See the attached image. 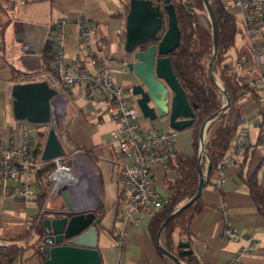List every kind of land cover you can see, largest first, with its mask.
I'll return each mask as SVG.
<instances>
[{"label": "crops", "instance_id": "1", "mask_svg": "<svg viewBox=\"0 0 264 264\" xmlns=\"http://www.w3.org/2000/svg\"><path fill=\"white\" fill-rule=\"evenodd\" d=\"M123 11L124 5L119 0H28L27 3L19 4L14 10L13 21L7 28L5 42H0V133L4 134L6 129H16L22 123L26 125V122L17 121L9 126L8 114L1 112L2 108L8 106V102L12 105L9 87L20 83L12 81L13 71H40L43 48L48 40L54 43L55 25L66 18H71L72 21L66 26L65 32V67L68 68L79 49L76 18L86 16L97 22V35L103 40L101 53L114 60L115 80L128 91L131 76L126 66L129 60L124 52L127 15H123ZM248 54L246 68L252 70L251 74L254 75L257 69L251 54ZM29 55L32 57H27ZM40 72L43 73L42 70ZM131 103L135 105L132 100ZM258 104L256 97H245L240 101L243 119H247L251 130L249 146L255 153L242 167L243 157H240L239 152L236 158H239L238 163L214 173L212 184L205 186L202 195L206 207L190 227L193 249L202 264H227L232 260L234 264H264V217L258 213L249 189L241 178V173L248 178L256 171L259 157L264 154V140L260 141L259 129L254 127V121L261 117ZM66 111L70 140L75 146L90 150L96 159V163H93L84 151L68 158L69 164L80 175L81 180L78 186L66 193L76 212H94L101 204L104 205L105 213L100 218L98 242L102 264H168L160 250L162 242L159 244L150 236V221L143 223L138 229L130 230L125 249L120 250L118 247L116 219L123 208L121 186L116 178L120 151L110 135L116 128V123L106 111L105 103L95 111H88L85 108L83 88L75 86L68 95ZM151 124L163 131L171 130L167 123ZM187 129L176 131L178 154H193L194 130ZM207 169L208 163L204 166V171L207 172ZM153 172L158 190L167 197L169 193L165 185L166 178H174L175 173L162 167H156ZM262 172L264 177V169L260 171ZM221 180L224 182L219 185ZM262 182L264 183V179ZM36 199L0 203V241L25 243L26 239L20 238L26 235L30 219L43 210H39ZM63 205L62 193L57 191L49 197L45 207L47 210H54ZM227 216L241 236L255 238L253 253L241 254L246 246L245 241L222 237ZM22 230L23 234L19 235ZM32 255L33 252H30L26 258H32ZM29 264H40L39 256L30 259Z\"/></svg>", "mask_w": 264, "mask_h": 264}, {"label": "built area", "instance_id": "2", "mask_svg": "<svg viewBox=\"0 0 264 264\" xmlns=\"http://www.w3.org/2000/svg\"><path fill=\"white\" fill-rule=\"evenodd\" d=\"M221 1L239 17L246 43L245 50L239 56L238 66L241 70L247 69L249 52L257 69V73L253 75V86L260 93L259 110L264 111V0ZM71 21V18H66L55 25L51 72H43L35 80H27L25 77L19 80L20 83L47 81L56 90L57 94L51 99V120L46 125V138L49 130L54 128L66 155L51 161L43 160L46 138L39 153L36 152L34 141V128L39 125L26 126L22 123L16 129L10 128L4 134L0 133V203L36 199L38 171L49 163L54 165L53 170L47 174L51 183L49 197L63 186L70 191L79 185L81 177L66 159L79 152L67 132L66 104L70 91L75 86H80L84 91L85 108L95 111L105 103L106 111L116 123V128L110 135L120 151L116 178L121 186L123 208L116 219V236L118 247L123 250L127 246L130 230L138 229L143 223L151 221L163 204L164 195L156 186L153 170L156 167L168 170L170 161L177 154V132L173 129L160 130L132 105L126 89L115 80L114 60L101 53L103 40L97 35L96 21L86 16L76 18L79 49L68 68L65 67V32ZM251 72L250 69L246 70V73ZM11 88L12 86L9 87L10 93ZM242 125L235 136L232 149L220 162V171L234 166L239 152L249 145L251 130L247 119L243 120ZM254 127L261 129L264 140L261 121L256 119ZM223 182L221 180L219 185ZM223 210L226 212L225 205ZM31 235H34V230ZM222 237L245 241L246 246L241 254L253 253L255 250V238L241 236L228 216L225 217ZM46 248L43 241L37 245V250L41 253H45ZM227 264H234V260Z\"/></svg>", "mask_w": 264, "mask_h": 264}, {"label": "trees", "instance_id": "3", "mask_svg": "<svg viewBox=\"0 0 264 264\" xmlns=\"http://www.w3.org/2000/svg\"><path fill=\"white\" fill-rule=\"evenodd\" d=\"M218 24V54L212 65L214 77L222 84L231 96L230 107L216 117L207 129L205 141L206 154L210 159V172L206 186L212 184V176L219 172L222 167L220 162L225 158L234 145V139L239 130L242 129L243 113L240 101L245 97H256L260 94L254 90L253 75L243 72L238 66L239 56L245 49V45L236 49V56L231 54L235 48L236 37L242 32L239 26V17L229 10L221 0H210ZM28 0H0V42H5L6 31L13 21V13L19 4L27 3ZM175 6L178 25L181 31V42L179 47L169 57L172 61L173 71L186 92L187 99L195 112V118L190 128L194 130L193 154H176L169 163L168 170L175 173V177L166 178V188L169 195L164 197L161 208L153 215L149 233L151 238L157 242L158 233L166 219L180 206L189 202L197 193L199 186V135L202 124L211 115L215 114L225 104V98L212 81L209 73V61L213 54L212 25L209 20L203 0H171ZM128 5H124L123 15H127ZM122 15V14H119ZM206 19V25L202 19ZM145 48V47H144ZM54 53V43L48 40L42 51L43 72H51ZM40 70V71H41ZM13 71L12 81L17 82L21 77L27 80H35L42 72ZM40 80V79H37ZM261 127L264 126V111H260ZM32 125V124H29ZM260 141L263 140L261 129ZM47 133L46 126H35L34 141L39 153L45 142ZM76 148L89 155L91 161L96 163L90 150L82 147ZM255 150L251 146L240 151L243 157L242 167ZM67 161L68 158L66 157ZM238 163L239 158L236 159ZM207 160L202 158L200 167L203 169ZM235 163V164H236ZM54 168L49 163L38 171L37 182L39 194L36 199L39 210L44 212L30 219V227L24 238L25 243H10L0 241V264H29L30 259L39 256L40 264L46 261L45 253L37 250V245L44 239L43 222L47 218L48 210L45 207L49 199L51 183L47 174ZM264 169V154L259 157V165L256 171L248 178H241L247 185L249 193L255 203L258 213L264 217V183L259 178L260 171ZM121 199L123 197L121 196ZM203 196L195 204L177 214L162 232L161 242L163 248L174 255L181 264H202L193 249V236L191 225L195 218L205 209ZM99 218H103L104 205L94 211ZM34 230V235L31 232ZM19 240V239H18ZM15 241V240H13ZM33 252L32 258H26ZM168 264H176L169 257L162 254Z\"/></svg>", "mask_w": 264, "mask_h": 264}, {"label": "water", "instance_id": "4", "mask_svg": "<svg viewBox=\"0 0 264 264\" xmlns=\"http://www.w3.org/2000/svg\"><path fill=\"white\" fill-rule=\"evenodd\" d=\"M128 5L126 16L124 52L127 70L131 76L128 91L141 115L151 122L167 123L177 132L190 128L195 118L185 90L177 79L169 55L181 42V31L175 6L171 0H119ZM212 25L213 54L209 61L212 81L225 98V104L202 124L199 135V186L195 196L178 207L162 224L158 243L167 224L181 211L189 208L203 195L210 159L205 150V137L209 125L230 107L231 96L214 77L212 65L218 54V24L210 0H203ZM145 47V48H144ZM38 52V51H37ZM36 52V53H37ZM27 57H32L29 55ZM13 115L17 121L46 126L51 120V99L57 94L47 81L14 84L11 88ZM208 162L205 173L200 167L203 155ZM66 155L54 128L48 132L43 160L51 161ZM63 186L64 205L48 210L43 222L44 239L47 245L44 264H102L98 248L101 219L94 212H76ZM161 253L174 263L181 264L171 253L160 246Z\"/></svg>", "mask_w": 264, "mask_h": 264}, {"label": "rangeland", "instance_id": "5", "mask_svg": "<svg viewBox=\"0 0 264 264\" xmlns=\"http://www.w3.org/2000/svg\"><path fill=\"white\" fill-rule=\"evenodd\" d=\"M202 21H203L206 25H208V22L206 21V19L203 18ZM238 23H239V26H240V21H239ZM245 43H246V39H245V37L243 36V33H242V32H239V33L237 34V37H236L235 48L231 51V54H232L233 56H236V52H235L236 49H240ZM134 106L137 108L136 105H134ZM68 108H69V105H68ZM1 112H4V113H7V114H8V117H9L8 125H9V126H10L12 123H16V122H17V120H16V119L14 118V116H13L12 105L10 104V102H8V106H7V105L5 106V109H3V108L1 109ZM26 125L31 126V125H29V123H27V122H26ZM187 130H188V129H185V130H183V131H187ZM180 132H182V131H180ZM203 158L207 160L205 154L203 155ZM203 170H204V168H203ZM259 178H260L261 181H263V179H264V177H263V172L260 173ZM3 230H4V229H3ZM3 230H2L1 233H3ZM22 234H23V230L20 231V234H19V235H22ZM16 236H17V235H16ZM37 259H38V258H37Z\"/></svg>", "mask_w": 264, "mask_h": 264}, {"label": "flooded vegetation", "instance_id": "6", "mask_svg": "<svg viewBox=\"0 0 264 264\" xmlns=\"http://www.w3.org/2000/svg\"><path fill=\"white\" fill-rule=\"evenodd\" d=\"M126 92H129V91L126 90ZM128 97L133 101V97H131L130 92L128 93ZM133 103H134V101H133ZM134 104H135V103H134Z\"/></svg>", "mask_w": 264, "mask_h": 264}]
</instances>
